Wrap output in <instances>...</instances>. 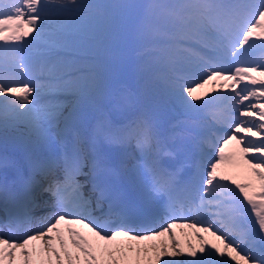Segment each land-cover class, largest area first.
Instances as JSON below:
<instances>
[{
  "label": "snow or ice",
  "instance_id": "obj_1",
  "mask_svg": "<svg viewBox=\"0 0 264 264\" xmlns=\"http://www.w3.org/2000/svg\"><path fill=\"white\" fill-rule=\"evenodd\" d=\"M156 83L185 117L166 134ZM0 131V264H264V0H0ZM133 142L125 187L109 149Z\"/></svg>",
  "mask_w": 264,
  "mask_h": 264
},
{
  "label": "rangeland",
  "instance_id": "obj_2",
  "mask_svg": "<svg viewBox=\"0 0 264 264\" xmlns=\"http://www.w3.org/2000/svg\"><path fill=\"white\" fill-rule=\"evenodd\" d=\"M128 2H141V0H130ZM256 42L259 43V41H256ZM254 51H256L258 53V55L255 58V59H258L259 55H260V51H259V49L254 50ZM128 62H129V56L124 62H122L120 65H117L115 67V68L118 67L117 69L113 70V73L111 75V80H110V84H111L112 88L114 87V83L119 84L121 87L122 86H126L124 84L123 80H122V78H125V77H126L125 79H127L129 83H132L133 79L132 78L129 79V77H127L126 74L121 72L122 69H124L125 67L128 66ZM241 62L242 61H235L231 66H233L236 63H241ZM208 89H213V88L211 86H208ZM133 90H135V87H134ZM151 93H152V95L154 96V98L157 101V103H156V105H155V107L153 109L152 114L157 119L161 129H164L172 122L171 121V119H172L171 112H172L173 105L164 96L163 85L162 84H160V83L154 84L152 86ZM127 112H129V114L131 113V111H127ZM113 113H118V112H113ZM92 114H93L92 110L91 109L90 110L87 109L84 113L82 112L80 120L86 119V117L92 116ZM13 136H17L16 132H12L10 130V132H9V142H11V143L8 144L7 147H10V148H21L22 150H24V146L21 143H19L17 141H14L12 139ZM0 137H2V131H0ZM0 147L5 148V146H4L3 142H2V139H0Z\"/></svg>",
  "mask_w": 264,
  "mask_h": 264
},
{
  "label": "bare ground",
  "instance_id": "obj_3",
  "mask_svg": "<svg viewBox=\"0 0 264 264\" xmlns=\"http://www.w3.org/2000/svg\"><path fill=\"white\" fill-rule=\"evenodd\" d=\"M115 89H119V87H115ZM221 90H227V89H221ZM175 114H177V111L174 112ZM238 114V113H237ZM250 139H256L254 137H249ZM212 155H214V152H212ZM191 229H181V228H177L175 229V232L177 233V238L180 239L181 243L183 244L185 242V240H190L194 245L198 243V241L196 240L195 237L191 236ZM182 233H185L187 235H184ZM182 236V237H181ZM166 239V237H165ZM211 239V238H209Z\"/></svg>",
  "mask_w": 264,
  "mask_h": 264
}]
</instances>
